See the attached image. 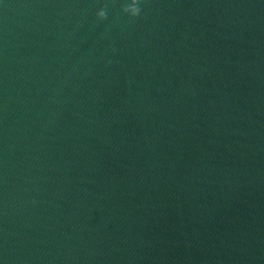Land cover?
Returning a JSON list of instances; mask_svg holds the SVG:
<instances>
[{"label":"clouds","instance_id":"9594fccd","mask_svg":"<svg viewBox=\"0 0 264 264\" xmlns=\"http://www.w3.org/2000/svg\"><path fill=\"white\" fill-rule=\"evenodd\" d=\"M123 11L133 17L138 16L141 12L140 7L138 6V0H130V2L126 3L123 7ZM98 16L101 19H106L107 13L103 10L98 13Z\"/></svg>","mask_w":264,"mask_h":264}]
</instances>
